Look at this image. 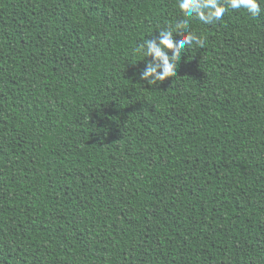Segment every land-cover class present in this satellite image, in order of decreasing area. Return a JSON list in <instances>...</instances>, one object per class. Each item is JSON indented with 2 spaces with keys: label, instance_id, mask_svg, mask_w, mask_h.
<instances>
[{
  "label": "trees",
  "instance_id": "16d2710c",
  "mask_svg": "<svg viewBox=\"0 0 264 264\" xmlns=\"http://www.w3.org/2000/svg\"><path fill=\"white\" fill-rule=\"evenodd\" d=\"M257 2L148 86L178 0H0V264H264Z\"/></svg>",
  "mask_w": 264,
  "mask_h": 264
},
{
  "label": "clouds",
  "instance_id": "9594fccd",
  "mask_svg": "<svg viewBox=\"0 0 264 264\" xmlns=\"http://www.w3.org/2000/svg\"><path fill=\"white\" fill-rule=\"evenodd\" d=\"M227 3L230 8L244 9L252 16L261 12L257 0H227ZM178 8L183 19L176 23L175 29L167 28L159 31L158 42L156 39H147L144 45L137 50L142 52L146 59L151 58L140 73V79L148 86H156L175 76L183 49L193 45L204 46V41L190 31L188 18L195 17L207 24L213 20H219L226 10L224 6L218 5L216 0H212L211 3L208 0H178ZM205 9H210V11H205ZM181 30L186 34L179 35ZM174 34L178 36L175 40L173 39Z\"/></svg>",
  "mask_w": 264,
  "mask_h": 264
}]
</instances>
